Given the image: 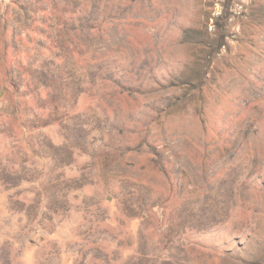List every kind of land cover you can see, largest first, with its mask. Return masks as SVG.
<instances>
[{"label":"rangeland","instance_id":"1","mask_svg":"<svg viewBox=\"0 0 264 264\" xmlns=\"http://www.w3.org/2000/svg\"><path fill=\"white\" fill-rule=\"evenodd\" d=\"M43 5L0 4V264H264V0Z\"/></svg>","mask_w":264,"mask_h":264},{"label":"trees","instance_id":"2","mask_svg":"<svg viewBox=\"0 0 264 264\" xmlns=\"http://www.w3.org/2000/svg\"><path fill=\"white\" fill-rule=\"evenodd\" d=\"M53 1V0H0V4H1V15L2 16H4V10H9V9H13L16 5L18 6V7H20V8H23V9H25V10H30V9H33L34 7H35V5H40L39 6V8L42 10V12L44 13H46L47 11H48V7H44V5H43V3L44 2H47L48 3V5L49 4H51V2ZM76 11H79V13H82L80 10H76ZM76 11H73V13H76ZM51 13V12H50ZM35 15H36V13H34ZM83 18L81 17H79L78 18V20H82ZM40 22L41 23H45L46 22V19L43 17V18H41L40 19ZM6 27V26H5ZM27 29H29V28H27ZM74 27H73V31H74ZM29 31L31 32V34H33V33H35V34H39V27H37V26H33L32 28H30L29 29ZM42 34H44V31H43V33ZM31 37H33V36H31ZM25 38L27 39V42L29 43V42H33L32 40H30L29 38H27L26 36H25ZM67 44V46H66V48L70 51V53H72L73 51L75 52L77 49H80L81 47H83V46H78L76 43H75V41L74 40H70V39H68V40H66V41H63V44ZM53 43H51V46H47L48 48H49V50L52 52V49L51 48H55V49H59V51H58V56L61 58V57H63L62 56V54L64 55V53H62L63 52V50H62V43L61 44H58V45H52ZM5 45V44H4ZM223 45H224V42L222 43V42H220L219 43V45L217 46L218 47V49H221L222 47H223ZM39 46H41L42 48H44L45 46L44 45H42V44H39ZM9 47H11V48H13L14 47V45H12V44H6L5 45V49H6V51L8 52V50H9ZM46 47V48H47ZM62 51V52H61ZM11 65V63L9 62L8 63V66L9 67H12V66H10ZM50 65H51V69L53 70V72L55 71H59L58 69H60V67L58 66V65H56L54 62H52V61H50ZM8 69H10V73H8L7 74V76H10L11 74H12V71H11V68H8ZM112 79V78H111ZM110 79V80H111ZM12 85L14 86V89H15V91L18 93L19 92V94H22V84H20V85H18V84H14V83H12ZM41 87L42 88H44V89H47V88H49L50 87V84H43V85H41L40 86V89H41ZM40 89H39V92L37 93V94H39L40 93ZM42 90V89H41ZM23 96V95H22ZM154 207H156V209L157 210H155L156 211V217H158V219H163L164 218V215H165V213H164V211L163 210H161L160 208H161V206L158 204V203H154Z\"/></svg>","mask_w":264,"mask_h":264}]
</instances>
